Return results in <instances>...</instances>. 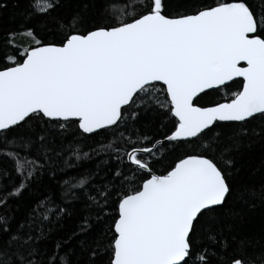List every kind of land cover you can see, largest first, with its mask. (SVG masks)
<instances>
[{"label": "snow or ice", "instance_id": "1", "mask_svg": "<svg viewBox=\"0 0 264 264\" xmlns=\"http://www.w3.org/2000/svg\"><path fill=\"white\" fill-rule=\"evenodd\" d=\"M60 6L31 0L24 19ZM88 7L0 41V264H264L224 234L243 220L237 201L264 203V184L238 181L244 150L264 142V0ZM222 89L223 102L200 103ZM145 115L160 138L140 131ZM70 128L112 141L53 147V129ZM94 156L95 171L69 173ZM25 193L16 220L9 201Z\"/></svg>", "mask_w": 264, "mask_h": 264}, {"label": "trees", "instance_id": "2", "mask_svg": "<svg viewBox=\"0 0 264 264\" xmlns=\"http://www.w3.org/2000/svg\"><path fill=\"white\" fill-rule=\"evenodd\" d=\"M0 2L6 3L7 7L0 9V41L5 37V34L18 29L21 24L28 23L36 27L37 33L41 36L45 35L47 32L46 23L51 24L52 16L57 14L68 15L72 11L76 10L78 6L84 3L89 5L88 15L89 17H95L104 12L106 0H61V6L57 8L56 12L52 13V16H36L31 21H25L24 14L29 10V4L31 0H0ZM174 0H165L166 11L168 7ZM252 2V0H250ZM114 5V11H118L123 3V0H111ZM204 3H212V0H204ZM22 36H17V41L19 42ZM25 40L28 38L24 37ZM51 39V36L48 37ZM237 84L230 82L229 90H235ZM224 95V90L222 89L220 93L215 91L209 92L208 96H205L200 102L206 104L210 100H216L223 102L222 97ZM138 127L141 132L148 133L150 135H155L156 138H160L161 134L158 132V123L154 121L150 115H145L141 117V120L137 122ZM253 124H258V122H253ZM252 127V124L249 125ZM107 137V139H105ZM53 147L68 148L69 146L82 149L85 152L91 151V149L96 148L100 143H109L112 141L111 133H104L102 135H88L79 134L74 132L70 128L66 133L61 136L58 129H53ZM261 143H254L250 149L244 150V156L242 160V171L239 175L238 181L241 186H247L249 188H255L259 190L260 185L264 184V148H262ZM107 159V156L103 157ZM101 160V156H94L92 160L85 161L83 165L77 169H69L71 175H78L85 169L95 171L97 163ZM2 163V162H0ZM115 161L109 160V164L104 167L114 166ZM101 176L105 175L102 171ZM67 178V177H65ZM48 184L47 177H45L44 185ZM35 187V186H33ZM46 190L44 186H41V191ZM31 199L30 193H25L19 200L17 204L16 201H9V208L12 210V214L15 215L16 220L23 217L26 205ZM256 207L254 210L249 211L246 206L242 205L241 202L237 201L234 205L235 211H241L243 209L244 216L243 220L235 222L234 226L229 232L228 228H224V234L229 239L231 247L229 251L236 248L235 243H231V238L234 235L237 241L243 239L246 241L243 256L245 259H255L257 256L264 254V203L259 200L254 201ZM79 207V205H77ZM5 208H0V213H4ZM223 224L232 223L231 221L224 220ZM66 229L73 226V221H65ZM62 231H57L53 234L54 237L62 235ZM51 247V244H48Z\"/></svg>", "mask_w": 264, "mask_h": 264}, {"label": "water", "instance_id": "3", "mask_svg": "<svg viewBox=\"0 0 264 264\" xmlns=\"http://www.w3.org/2000/svg\"><path fill=\"white\" fill-rule=\"evenodd\" d=\"M230 83V82H229Z\"/></svg>", "mask_w": 264, "mask_h": 264}]
</instances>
